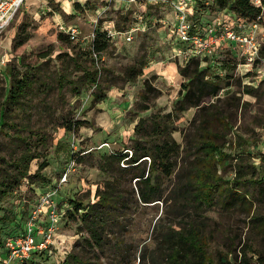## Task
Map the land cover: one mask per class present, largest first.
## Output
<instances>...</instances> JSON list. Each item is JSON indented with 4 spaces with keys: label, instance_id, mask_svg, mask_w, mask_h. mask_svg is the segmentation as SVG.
Listing matches in <instances>:
<instances>
[{
    "label": "rangeland",
    "instance_id": "rangeland-1",
    "mask_svg": "<svg viewBox=\"0 0 264 264\" xmlns=\"http://www.w3.org/2000/svg\"><path fill=\"white\" fill-rule=\"evenodd\" d=\"M65 2L68 3L67 7L64 6ZM74 2L80 4L78 9L74 7ZM121 4V0H24L0 34V98L9 86V67L30 75L33 83L26 99L30 112L28 121L31 127L41 130L45 137L43 141L34 142L41 155L30 162V173L33 174L42 159L47 161L41 170L45 181L39 180L37 176L25 178L16 192L2 199V226L12 219L11 213L6 210L11 208L13 200L16 198L27 202L34 199L32 186L41 183L55 186L71 155L78 154V158L57 195L62 193L66 204L70 198L83 203L95 199L92 197L94 190L102 188L104 181L112 178L110 173L99 168L107 149L98 146L108 142L113 151L131 148L133 126L141 116L155 114L157 119H162L181 147L194 134L195 124L202 114H205L204 117L212 114L228 120L224 150L231 155L238 152L249 154L248 160L258 164L259 169H264V6L261 16L251 22V25L254 24L251 29L259 43L256 58L248 62L239 46L228 48L223 45L222 49L218 48L213 55V59L218 62L216 66L220 68L221 88L216 97L202 104L204 112L202 108L192 106L175 112L173 105L183 95V91L179 92L180 84L186 78L178 71V66H182L185 61L180 63L178 52L182 46L171 24L176 18L174 8L170 2L148 0H137L128 7H122ZM194 6V15L190 19L200 26L232 19L226 9L212 4L211 0H195ZM59 24L75 26L76 37L59 39V34L64 32L60 30ZM109 28L115 32L113 36H108L107 48L99 54H92L94 66L99 68L97 79L103 93H99L93 85H86L81 86L77 95L66 84L62 89L63 94L59 95L56 79L61 71L68 72L71 78L80 75V71L71 64L65 66L67 55L64 54L73 56V51L78 48L87 50L96 32ZM216 28L220 30L218 26ZM125 32L131 35L130 40H125ZM20 38L23 40L17 44ZM59 52L62 54L57 56ZM140 60L144 62L142 74L134 80H126V66ZM145 79L160 90L159 95L150 93L148 98L142 97ZM96 94H103L104 98L96 99ZM143 106H147V109L143 110ZM168 112L170 117L165 116ZM23 116L20 113L15 120L27 121ZM65 120L69 123L75 120L86 122L73 132L62 127ZM12 133L11 125L0 129V155L6 158L19 151L17 142L13 141L16 137H11ZM240 138L243 141L239 143ZM219 141L223 142L222 139ZM180 155L176 172L183 170L186 161L191 158L185 156L184 151ZM147 163H144L146 170ZM119 166L122 167L120 162ZM231 170L228 167L223 173L225 179L233 177ZM135 171L137 169L132 168L125 173L124 178L120 176L127 198L136 196ZM218 172L222 174L220 166ZM176 184L174 175L163 177L160 184L161 200L144 204L135 199L127 214L119 216L121 223L111 225L113 232L123 238L119 250L114 248L113 239H109L102 249L88 247L82 238L86 234H76L79 222L70 216L62 218L54 245L44 253L51 256L45 264H55L70 252L87 257L91 263L119 264L118 259L124 253V264H137L139 257L138 264H152L148 260L158 255L157 245L162 234L169 226L179 227L183 224L187 212L191 210L186 208L180 213L183 201L179 198L174 200L172 192ZM256 190L257 187H248V191L253 194ZM203 215L207 216L205 228L211 234L209 249L212 252L224 250L226 238L234 234L241 238L246 236V218L242 215L221 212L219 205L203 212L200 219ZM2 226L0 231L4 228ZM75 242L78 243L76 246L73 245ZM255 246L264 252V246ZM251 261L254 264L255 256H251Z\"/></svg>",
    "mask_w": 264,
    "mask_h": 264
},
{
    "label": "trees",
    "instance_id": "trees-1",
    "mask_svg": "<svg viewBox=\"0 0 264 264\" xmlns=\"http://www.w3.org/2000/svg\"><path fill=\"white\" fill-rule=\"evenodd\" d=\"M194 1L188 0L190 5L187 9V19L197 30H205L211 26L217 27L222 23H228L235 28L239 24L241 27H247L261 16L262 6H264V0H211L212 4L226 9L232 19L230 21L223 19V21H217L210 26L203 27L190 19V16L194 15ZM74 7L78 9L80 4L74 2ZM171 24H174V20L171 21ZM62 33L59 34V39L62 37L70 38L66 32ZM22 40L23 38H20L17 44H20ZM108 44L107 32L97 31L87 50L78 48L73 51V56L64 54L67 55L65 66L71 64L73 68L80 71V75L71 78L68 72L61 71L56 79L59 95L63 94L62 89L66 84H69V89L77 95L80 93L81 86L86 85H93L97 91H100L99 93H103L97 79L99 68L94 66L92 54L103 52ZM228 48L233 47L228 46ZM60 54L62 53L59 52L57 56ZM213 55L180 54V63L185 62L182 66H178V71L186 78V81L180 84L179 92L183 91V95L173 105L175 112L183 111L191 106L202 108L204 112L205 108L202 104L207 99L216 97L221 88L220 68L216 66L218 62L213 59ZM143 66L144 62L141 60L128 64L124 70V78L134 80L142 74ZM212 68L215 72L210 71ZM7 71L10 80L9 86L0 98V129L5 125L13 127L14 133L11 137H16L13 141L17 142L19 151L10 155L9 158L0 155V202L11 192H16L25 178L37 176L39 180L45 181L41 170L47 165L46 159H42L37 164L33 174L29 171L30 162L41 155V152L37 150V144L34 142L43 141L45 138L41 130L31 127L28 121L30 112L27 110L28 100L26 99L29 90L32 89V79L27 71V74L25 72L20 73L11 67ZM150 93L157 96L160 94V90L149 83L148 79H145L141 95L146 99ZM96 95V99L104 98L103 94ZM142 109H147V106H143ZM18 112L19 114H17ZM20 113L24 115L23 118H27V121L15 120ZM154 115L141 116L134 124V136L131 148H129L131 155L125 159L126 166L120 167L119 162L128 155V152L122 150L105 151L107 154L102 155L99 168L110 173L112 178L105 180L102 188L94 190L92 197L95 199L83 203L79 199L70 198L66 204L62 193L57 195V204L64 209L62 218L70 216L79 222L76 234L79 236L86 234L82 238L88 247L95 246L97 249H102L109 239H113L114 248L119 250L123 238L113 232L111 225L121 223L118 220L119 216L127 214L128 208L132 206L135 199L144 204L161 200L162 189L160 184L162 178L174 175L177 184L172 189L173 199L179 198L183 201L180 204V213H183L186 208L191 210L187 212V219L183 224L179 227L169 226L162 234L157 245L158 255L151 257L148 263L252 264L251 256H255L254 264H264V252L255 246L256 244L259 247L264 246V169H259L258 164L248 160L249 154L238 152L231 155L224 150L227 137L225 129L229 126L228 120L214 117L212 114L204 117L205 114H202L200 120L195 124L194 134L187 139V144L181 147L166 129L164 121L157 119ZM165 116L170 117V112L166 113ZM85 122V120H75L69 123L65 120L62 127L75 132ZM219 139H222L223 142H220ZM242 141L243 139L240 138L238 142ZM182 151H184L185 156L191 158L186 161L183 170L176 172L175 167L178 163V157L181 158ZM75 156V159L78 158V154ZM233 160L234 162H232ZM146 162H148V170L144 165ZM219 166L222 174L218 172ZM228 167L232 168L231 171L233 172V177L230 180L223 176ZM132 168L137 169L134 172L137 191L135 198H127L124 195L120 176L122 175L124 178L125 173ZM249 186L257 187L254 194L248 191ZM45 187L46 185L43 183L32 186L34 199H29L26 202L18 201L15 198L11 208H7L6 211L11 213L12 219L8 220L3 225V230L0 231V260L5 258L3 248L5 237L22 230L31 206L35 203L38 193L45 190ZM131 191L133 193V188ZM214 205H219L221 212L244 216L247 227L244 238L234 234L226 238L225 249L216 252L209 249L211 234L206 232L205 228L207 216L203 215L202 219L199 217ZM2 218L0 217V220ZM62 218L61 220H63ZM77 244L75 242L73 245L76 246ZM125 257L124 253H121L118 263L124 264ZM50 259L51 256L48 257L47 254L33 255L22 264H45ZM140 259L139 257L138 263ZM55 264L101 263H91L87 257H81L70 252Z\"/></svg>",
    "mask_w": 264,
    "mask_h": 264
},
{
    "label": "built area",
    "instance_id": "built-area-1",
    "mask_svg": "<svg viewBox=\"0 0 264 264\" xmlns=\"http://www.w3.org/2000/svg\"><path fill=\"white\" fill-rule=\"evenodd\" d=\"M104 2H115L117 0H101ZM119 1V0H118ZM128 3L137 0H123ZM162 3L170 2L174 8L176 18L173 24L174 33L182 48L178 54L188 53L190 55H212L223 45L242 48V53L248 62L254 60L258 54L259 43L251 28L253 25L237 28L228 23H222L220 30L216 27H208L205 30H197L187 19L188 0H157ZM24 0H0V34L7 28L16 11ZM60 30L69 34L71 38L77 35L75 26H63L59 24ZM218 31V32H217ZM108 36H113L114 29H106ZM125 40H130L131 35L125 32ZM75 146L73 145L72 148ZM110 149L108 142H102L98 148ZM123 152L128 155L120 160L122 166H126L125 159L131 155V150L125 148ZM76 157V156H75ZM75 157L71 155L64 169L60 173L55 186L47 185L46 189L38 193L35 203L31 206L22 230L11 236L5 237L3 248L5 258L0 264H22L33 255H43L47 249L54 245V237L57 233L59 223L64 214V209L57 204L55 197L59 189L67 181L68 175L74 169ZM146 159L148 157H145Z\"/></svg>",
    "mask_w": 264,
    "mask_h": 264
},
{
    "label": "crops",
    "instance_id": "crops-1",
    "mask_svg": "<svg viewBox=\"0 0 264 264\" xmlns=\"http://www.w3.org/2000/svg\"><path fill=\"white\" fill-rule=\"evenodd\" d=\"M121 1H122V4H121L122 7H124V5H126L127 7L131 5V3H128V2H126V1H123V0H121ZM148 1L157 2V0H148ZM115 2H117V1H115ZM66 3H67V2H66ZM119 3H120V2H119ZM64 6L67 7V6H68V3H67V4L64 3ZM174 20H175V19H174Z\"/></svg>",
    "mask_w": 264,
    "mask_h": 264
},
{
    "label": "bare ground",
    "instance_id": "bare-ground-1",
    "mask_svg": "<svg viewBox=\"0 0 264 264\" xmlns=\"http://www.w3.org/2000/svg\"><path fill=\"white\" fill-rule=\"evenodd\" d=\"M65 4H67V3L65 2Z\"/></svg>",
    "mask_w": 264,
    "mask_h": 264
}]
</instances>
